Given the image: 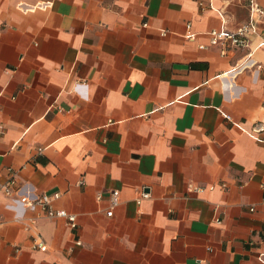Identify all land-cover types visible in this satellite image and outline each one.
<instances>
[{
  "label": "crops",
  "instance_id": "0c3cea01",
  "mask_svg": "<svg viewBox=\"0 0 264 264\" xmlns=\"http://www.w3.org/2000/svg\"><path fill=\"white\" fill-rule=\"evenodd\" d=\"M253 5L0 0V264H264V16L210 35Z\"/></svg>",
  "mask_w": 264,
  "mask_h": 264
},
{
  "label": "built area",
  "instance_id": "2783aa9c",
  "mask_svg": "<svg viewBox=\"0 0 264 264\" xmlns=\"http://www.w3.org/2000/svg\"><path fill=\"white\" fill-rule=\"evenodd\" d=\"M253 18L250 22L240 25L234 31H228L224 28L222 29H213L210 32L212 44H220L230 42L234 46H247L249 44V36L257 31L255 19L258 17L264 16V8L253 5L252 6ZM194 34L190 33L188 38H193ZM263 44H264V34H263ZM228 119L231 118L230 115L226 116ZM4 126L0 124V135L3 133ZM264 132V123L256 122L251 128V133L255 137L262 139L261 134ZM42 151V148L39 149ZM82 182V181H81ZM4 192L9 195L19 196V201L29 207L41 206L43 207L49 217H64L68 220L72 228L77 226V218L75 214L67 212L65 209H57L52 206L53 198L59 197V194L54 196H49L47 194H37L34 197H31L29 193H22V186L17 183L15 176H12L7 182L3 184ZM148 193L143 192L142 196L138 199L140 202L141 198L147 197ZM120 192L119 190H114L111 194V210L108 211V214L113 213V207L119 203ZM34 248L45 250L47 248L46 242L41 236H37L34 239Z\"/></svg>",
  "mask_w": 264,
  "mask_h": 264
},
{
  "label": "rangeland",
  "instance_id": "374dc122",
  "mask_svg": "<svg viewBox=\"0 0 264 264\" xmlns=\"http://www.w3.org/2000/svg\"><path fill=\"white\" fill-rule=\"evenodd\" d=\"M236 7V6H235ZM236 9V11H237V15L239 16V15H241V14H243V11H240V9L237 7V8H235Z\"/></svg>",
  "mask_w": 264,
  "mask_h": 264
}]
</instances>
